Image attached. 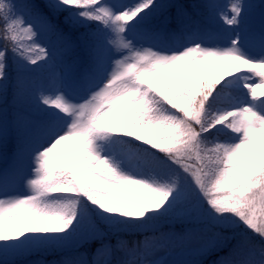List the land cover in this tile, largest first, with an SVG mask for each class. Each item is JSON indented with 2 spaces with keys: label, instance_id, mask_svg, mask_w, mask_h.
Listing matches in <instances>:
<instances>
[{
  "label": "snow or ice",
  "instance_id": "obj_1",
  "mask_svg": "<svg viewBox=\"0 0 264 264\" xmlns=\"http://www.w3.org/2000/svg\"><path fill=\"white\" fill-rule=\"evenodd\" d=\"M0 264H264V0H0Z\"/></svg>",
  "mask_w": 264,
  "mask_h": 264
},
{
  "label": "rangeland",
  "instance_id": "obj_2",
  "mask_svg": "<svg viewBox=\"0 0 264 264\" xmlns=\"http://www.w3.org/2000/svg\"><path fill=\"white\" fill-rule=\"evenodd\" d=\"M244 91H246V90H244ZM169 225L168 224H165L164 225V228H163V230L164 231H168L169 230ZM177 231L179 230V226H177V229H176ZM84 249H81V251H83ZM161 255L163 256V258H165V259H169V258H176L177 257V255H178V250H176V251H173V252H171L170 254L169 253H161ZM47 259H54V258H59L58 256L57 257H46Z\"/></svg>",
  "mask_w": 264,
  "mask_h": 264
},
{
  "label": "trees",
  "instance_id": "obj_3",
  "mask_svg": "<svg viewBox=\"0 0 264 264\" xmlns=\"http://www.w3.org/2000/svg\"><path fill=\"white\" fill-rule=\"evenodd\" d=\"M49 257H52V256H49Z\"/></svg>",
  "mask_w": 264,
  "mask_h": 264
}]
</instances>
